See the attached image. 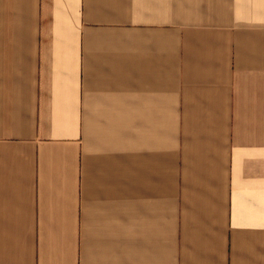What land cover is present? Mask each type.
Returning <instances> with one entry per match:
<instances>
[{
  "label": "crops",
  "instance_id": "crops-1",
  "mask_svg": "<svg viewBox=\"0 0 264 264\" xmlns=\"http://www.w3.org/2000/svg\"><path fill=\"white\" fill-rule=\"evenodd\" d=\"M0 264H264V0H0Z\"/></svg>",
  "mask_w": 264,
  "mask_h": 264
}]
</instances>
